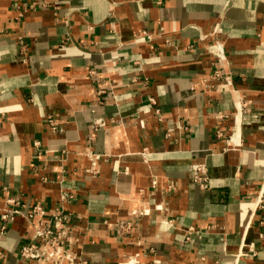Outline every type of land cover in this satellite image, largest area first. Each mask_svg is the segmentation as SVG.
<instances>
[{
  "label": "crops",
  "instance_id": "crops-1",
  "mask_svg": "<svg viewBox=\"0 0 264 264\" xmlns=\"http://www.w3.org/2000/svg\"><path fill=\"white\" fill-rule=\"evenodd\" d=\"M8 197L0 264L58 212L85 264H264V0H0Z\"/></svg>",
  "mask_w": 264,
  "mask_h": 264
},
{
  "label": "built area",
  "instance_id": "built-area-1",
  "mask_svg": "<svg viewBox=\"0 0 264 264\" xmlns=\"http://www.w3.org/2000/svg\"><path fill=\"white\" fill-rule=\"evenodd\" d=\"M150 36L147 33H142L136 37V41L148 40ZM210 52L214 56L213 62V74L212 76L216 79H224L230 83V75L226 72L228 61L224 53L223 45L219 42L211 47ZM51 123L52 130H55V125L51 119H48ZM95 127H101L102 121H96ZM37 144V143H36ZM91 167L93 170L95 167V157L90 155ZM191 179L193 182L198 183L201 187L206 185V173L203 165H192L191 166ZM68 196L63 194L61 199L64 200ZM7 206L0 210V233H3L7 227V224L13 221L16 215H22L20 207L22 206L21 201L15 197H8L6 199ZM45 214L44 209L40 205H34L30 212H27L25 216L27 218H33L34 216H43ZM53 225L55 229H52V223H43L40 221L34 225V235L30 242L22 245L19 249L20 257L23 260H40L49 259L53 264H64L68 261V264H85L84 261L76 259L75 256H71L64 250L63 247V232L60 231L62 228L63 221L68 220V215L58 212L52 216ZM191 232L188 231V233Z\"/></svg>",
  "mask_w": 264,
  "mask_h": 264
}]
</instances>
